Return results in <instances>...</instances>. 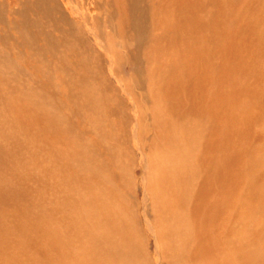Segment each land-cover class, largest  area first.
<instances>
[{
	"label": "rangeland",
	"instance_id": "obj_1",
	"mask_svg": "<svg viewBox=\"0 0 264 264\" xmlns=\"http://www.w3.org/2000/svg\"><path fill=\"white\" fill-rule=\"evenodd\" d=\"M73 1L89 30L67 14L62 0L48 1L50 13L39 0H0V264L105 261L97 245L102 247L101 230H105L109 219L123 225L125 231L123 238L117 234L108 237L112 244L109 249L116 253L120 249L118 242L126 240L140 251H135V259L130 258L135 264H157V244L148 231V223L164 233L155 236L162 247L172 241L176 259L180 258L178 253L191 252V224L180 221L184 212L170 198L175 189L181 188L180 184H172V191L160 195L154 191L153 182L162 170L172 181L171 169L177 162L186 165L187 175L192 173L199 179L192 183L197 187L200 179L206 177L211 160L207 158L199 165L197 152L193 150L189 155L185 151V141L189 136L193 139L195 128L209 125L206 119L196 116L202 106H207L203 111H212L220 122L232 112L238 130L234 132L238 135L233 138L232 152L240 164L242 157L250 154L246 169H239L236 175L241 176L239 181H244L243 175H250L246 182L249 186L245 181L240 184L245 186L238 190L242 194H238L234 208L237 214L231 224H219L220 237L230 251L244 246L246 233L259 228L257 217L264 218V207L254 208L264 197V0L195 3L190 20L209 24L213 19L219 20V11L225 10L227 13L221 18L229 24L227 32L221 26L210 32L205 30L204 37L198 40L192 31L179 40L176 31L167 26L168 19L173 18L171 13L164 16L163 12H168L173 0H147L151 16L155 8L158 10L155 19L149 18L150 34L140 48L132 37H119L126 32L120 30L121 16L115 5H106L109 0H99L97 8L89 0ZM117 13L115 18L113 14ZM227 33L229 42L235 44L228 47V56L224 50H215L225 48L226 41L219 35L225 37ZM101 43L107 44V53ZM198 53H203L200 56L204 62L213 60L220 74L225 70L233 72L232 77H225L219 85L204 82L191 87L193 99L189 102L195 100L198 110L187 113L182 108L174 114L172 106L165 102L166 79L176 80L181 75L179 66L170 72L176 55L182 54L187 64ZM212 90L223 95L225 101L235 95L232 107L227 109L222 97L221 102L202 101V106H198L199 98L203 100ZM182 97L188 99L184 91ZM136 112L140 147L133 132ZM58 134L63 138H55ZM193 140L194 148L199 146V139ZM223 142L220 140L219 146ZM142 155L149 158L147 175L142 168ZM160 159L164 164L156 163ZM229 177L234 178L235 171ZM253 182L257 183L254 188ZM252 192L260 200H253L249 211V205L240 201L250 198ZM244 209L254 218L242 217L240 210ZM173 214H179L177 220ZM100 221L104 224L101 227ZM89 226L98 231L93 243L83 232ZM263 226L264 221L260 227ZM61 243L65 249L59 247ZM94 244L96 248L92 249ZM186 257L180 261L186 262ZM167 260L163 257L158 264H170ZM248 264H253V260Z\"/></svg>",
	"mask_w": 264,
	"mask_h": 264
},
{
	"label": "bare ground",
	"instance_id": "obj_2",
	"mask_svg": "<svg viewBox=\"0 0 264 264\" xmlns=\"http://www.w3.org/2000/svg\"><path fill=\"white\" fill-rule=\"evenodd\" d=\"M48 1L49 0H39V2L41 4H43L44 6H46L48 8L47 9L44 7L45 10L49 11V13H50L52 9H50L49 6L47 5ZM199 1L200 0H173V3L168 7L169 8L168 12H166V11L163 12L164 16L170 15V13H171L172 16L170 18H173V19H171V20L168 19L167 26L176 31L177 36L174 35V37L176 36L177 39L181 40L185 36V33H189L190 31H192L195 34V36L197 37L196 40H198L201 37L202 38L204 37V35L202 33L205 30H209V32H210L211 30L217 29L220 26L223 27V29H224L223 31L227 32L226 27L229 24H227L225 21H223L224 17L221 18V16H223V15L225 16V14L227 13V11H225V10L219 11V13H220V14H218L220 16L219 20H218V18L213 19L212 21L209 22V24H206V22H204L203 20H193V19L190 20L188 18L192 14L193 5L195 3H199ZM62 2H63V6H64L65 11H67V14H69L70 17L72 16V18L75 17L76 21L78 23H81V26H84V28H86L87 27V22L85 21L86 19H85L84 15H80V12H79L78 8L75 6L74 1L73 0H62ZM98 2H99V0H89L90 5L94 6V8H97L95 5H98ZM110 4L113 7L115 5V8H116L115 10H117L119 13V16H121V18H119L120 24L122 27V28L120 27V30L123 32L124 31L126 32L125 34H122L121 36L118 35V36L121 38L132 37L133 39H135L136 45L138 48H140L144 44H146L147 39H148L149 34H150L149 33V31H150L149 18L151 16L150 13L152 11L150 9V5H148V1L147 0H109L106 2V5H110ZM218 5H219V7L221 6L220 3ZM155 9H154V11H155L154 16H151L154 19L156 18L155 16H157V10H158L157 8H155ZM162 9H164V8H162ZM118 13L116 15L113 14V16L115 18L116 17L118 18ZM216 16H217V14H216ZM87 30H89V28ZM165 33H167V32H165ZM172 35H171V37H172ZM228 35H229V33H227L225 37L223 36V34L219 35V37H222V39L226 41L225 48L215 49V50H221V51L224 50V53H226L227 56H228L227 53L230 52L228 50V47H229V49H231L235 45V44H233V42H229L230 38H228ZM96 39L100 40V38H98V37H96ZM172 40H170V41H172ZM107 41H109V40H107ZM104 44L105 43H101L100 46H101V49H103L104 52L107 53L108 51H107V48L105 47L107 44L105 46H104ZM218 44H220L219 40L217 41V45ZM215 53H217V52H215ZM182 54H181V56L183 57ZM200 54L201 53H198V55H196L197 58L194 57V60L189 61V63H187V64L185 63L184 58L180 57L179 55L178 56L176 55V59L174 58L176 61L173 63L174 66L170 69V72H172V70L175 66H179V67H182L181 75L178 76L177 78H175L176 80H173L172 78L166 79V87L165 86L163 87L164 88V96L167 97V99H168V100L166 99L165 102L168 106L169 105L172 106L171 108L173 109L172 110L173 113L175 111H177L178 109H182V108H186V110L188 111L187 113H193L194 111L198 110V107L195 106V104H194L196 102L195 100L193 102H189L190 98L193 99V95H192V88L193 87H195L197 85L202 86L204 84V82H205V85H207L208 83H215V84L218 83L217 85H219V83L225 81V77H226V79H230L232 77L231 75L233 74V72L232 73L228 72V71L226 72V70H225V71H222L223 74H220L218 71V67L213 64V60H209L207 62H204V59L200 56ZM209 58H212V57H209ZM224 58H225V56H224ZM110 60L111 61L113 60V56H110ZM135 64H136V62H135ZM202 66H203V69L201 68ZM112 68H113V66H112ZM183 69L185 71H183ZM195 69H199L200 71L195 70ZM110 71L113 72V70H110ZM234 73H235V71H234ZM218 74H219V76H218ZM214 88H216V87H214ZM180 89H181L182 93H179ZM202 89L203 88H201L199 90H202ZM183 91L185 92V95H186V97H188V99L187 98L184 99V97H182ZM206 96L207 97H205V98L203 97L204 98L203 100H201V98H199L200 104H198V106H200V105L202 106V101H206L208 103H211V101H213V100H214V102H216V101L221 102V97H222L224 99V102H225L224 104L226 105V107L228 109V107H230V108L232 107L233 98L235 95L231 96L230 99L226 97L227 101H225V97L223 95L218 96V94L215 92V90H212L211 93L207 94ZM206 107L202 106L201 111L199 110L200 112H198L199 114L196 116L199 117V120L201 119L202 121H204L206 119L208 121L209 125L206 124L207 126H204L203 129L200 128L202 131L200 129L197 130V128H195V126L193 128L196 129V132L194 131V129L192 130V132L193 131L195 132L194 133L195 136H193V139H195V138L199 139V146L194 148L193 144H195L196 141H194L190 136H189L190 138L187 136L188 137L187 142H190L191 144L187 145V142L185 141V143H186V146H185L186 150L185 151L188 152V154L190 155V152L192 153V151L195 150L197 152V162L199 165L200 164L202 165V163L204 164L205 160L207 158H209V161L211 160L210 161V163H211L210 168L211 169H209V171H207L206 177L205 178L203 177L204 179L203 178L200 179L198 187H197V184L194 185L192 183H197L199 179L196 176L193 177L192 173H188V175H187L185 167H184L186 165H183V164L180 165V163L178 164V162H177V165L171 169L172 181H169L167 179L166 174H164L163 173L164 171L162 170L160 172L161 175L158 174L155 177V180L153 182L154 183L153 184L154 185V191H158V193H160V195H162L166 191H169V190L172 191L173 189L170 188V186L172 184H174V183L176 185L180 184L181 188L175 189L173 195H171L170 198L184 212V216L181 218L180 221L184 222L186 220V221H188L187 222L188 224H191L192 231H193L192 241L190 239V241L193 244L191 245V247L189 245V247L191 248V250H190L191 252H188L187 255H184V253H178L177 254L180 256V258H184L185 256H187L186 262H184L183 260L180 261L179 257H178L179 259H176L173 248H172V246H174L172 241H168V243L165 244L166 245L165 248L167 249L166 250L164 247H162L163 245L161 244V242H159V240L155 237L157 235V233L160 235L164 234V233L159 229L156 230V228L153 225H150V223H148V231L150 232L151 236H153L155 238L156 244H157V248H156L157 253L155 255L156 256L155 263L157 262V264H158L161 260H163V257L165 259H166V257H168L169 260H167V261L170 264H207L208 263L207 261H209V260L214 261V263H216V264H248L250 260H253V264H255V263L256 264H264V230L262 229V228H264V226L260 227L264 221L263 217H257L258 218L257 227H259V228L253 229L249 233H246L247 235H245L243 238L245 245L244 246H238L239 249H234V250L232 249L233 251H230L225 246V243H223L222 237H220V235H221L220 230L222 228L221 229L219 228V224H221L223 222L226 223L227 221H229L230 224L232 223L233 215L237 214L234 208H235L236 204H238V200H239L238 194L241 192V191H239V193H238V190H239V188L241 190L242 186H245V185H242L240 187V184L244 183V181L246 183L249 181L248 179H250L249 178L250 175L249 176L243 175L242 179H244V181H242V180L239 181V178L241 176L240 177L236 176L237 173L239 172V169H241L243 167L246 169L245 165L247 163V160L249 158L248 156L250 154L245 155L246 157H244V156L242 157L239 154L240 158L241 157L243 158V159H241V164H240L238 162V157H236L235 153L232 152L231 144H233L232 143L233 138L237 134V133L234 134V132L238 131L233 113L230 112V114L227 115L226 120L225 121L222 120L221 121L222 123H221L220 121L216 120L217 115L215 114L216 116H214L213 113H211L212 111H206V112L203 111V108L206 109ZM216 107H217V105H216ZM135 111H137V110L135 109ZM135 116H138V117L135 118L136 125H134L135 129L133 128L134 129L133 132L135 133V136L137 138V139L135 138L138 142L137 145H139V147H140L141 146V141H140L141 136L139 135L140 123H139L138 112H136ZM215 117H216V119H215ZM183 131H185L184 128H183ZM189 131H185V132H189ZM60 133L63 134V132H60ZM238 133L243 134L241 131H239ZM55 138L62 139L63 136H60L58 134L57 137H55ZM55 138L53 137L52 139H55ZM220 140L221 141L224 140V142L222 144L220 143L221 146H219V143H218ZM236 148H237V146H236ZM140 149H142V148H139V150ZM181 155L182 156H179V157L183 161L184 155H183V153H181ZM162 158H163V156H162ZM141 163H142V168H143L145 174L147 175L148 168L150 167L149 158L146 155H142ZM156 163L164 164L163 159L158 160ZM155 164H153V165H155ZM152 170H154V169H152ZM234 171H235V177L234 178L229 177V174L233 173ZM171 172H170V174H171ZM245 173H247L246 170H245ZM186 177H188V179ZM143 178H145V176ZM196 180H197V182H196ZM254 183L255 182H253V184ZM256 185H257V183H255V185H253L252 187L254 188V186H256ZM155 186L157 188H155ZM252 187L250 186V188H252ZM240 194H242V193H240ZM250 195H251L250 198H245V200L240 201L242 203L249 205V207H248L249 211H251V209H253L251 207L252 201L255 199L260 200V198L258 196H256V194H254L253 192L251 194H249V196ZM99 198H101V197H99ZM146 200L148 201L147 198H146ZM68 205H71V203H69ZM256 207L258 209L260 207H262V209H263L264 197H262V199L260 200V204L255 206L254 208H256ZM156 208H157V206H156ZM173 208H174V206H173ZM172 209L170 210V213H171ZM240 211H241L240 214L242 217H244L246 219H253L254 218L251 215V213H247V209L240 210ZM178 215L173 214L172 216H176V220H177ZM104 218L108 219L107 217H104ZM100 222H101L100 223V227H101L104 224L102 223V221H100ZM125 222H126V220H125ZM106 224H107V227L105 228V230H101L103 233L102 247L97 245V247L101 251V254H103L104 258H106V259H103V260H105V261H102L103 264H135L134 262H132V259L130 260V258H131V256L134 257V259L136 258L135 251H137L138 249L134 250V248L132 247L133 245H131L128 242H124L126 240H124V241L120 240L118 242V243H120V245H119L120 249L116 253L115 252L112 253L111 250L109 249L112 247V244H110V240H108V237L111 235H116V234L118 236L124 237L125 231H124V228H122L123 225L121 227L120 223L117 224L112 219H109ZM125 225H127V224H124V226ZM100 227H99V229H100ZM96 229H97L96 227H92V226L83 228V232L85 234H88L89 238L92 240V243L94 240L95 241L97 240V232L98 231H96ZM179 229H180V227H179ZM262 230H263V232H262ZM80 231H82V230H80ZM126 233H127V230H126ZM176 234H178V233L176 232ZM185 234H187V233H185ZM165 238H166V235L164 236V239ZM180 238H182V237H180ZM125 239H128V238L126 237ZM177 239H179V238H177ZM255 239H257V240H255ZM172 240H174V239H172ZM131 242H132V240H131ZM174 242H176V241H174ZM174 244H176V243H174ZM58 245H59V247H62L63 249H65V247H66L63 245V243H61V245L60 244H58ZM100 245H101V242H100ZM245 246H247V247L245 249H243ZM91 248L95 249L96 248L95 244L91 245ZM114 248H116V247H114ZM167 251L169 253H167ZM213 252H218L219 254L215 255V254H213ZM162 254H163V256H162ZM95 260L96 259H94V262L96 264L102 263V262L98 263Z\"/></svg>",
	"mask_w": 264,
	"mask_h": 264
}]
</instances>
